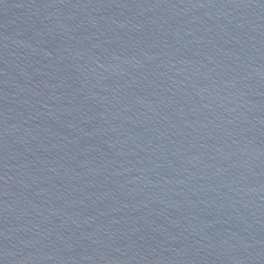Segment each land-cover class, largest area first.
I'll use <instances>...</instances> for the list:
<instances>
[{
    "label": "water",
    "instance_id": "water-1",
    "mask_svg": "<svg viewBox=\"0 0 264 264\" xmlns=\"http://www.w3.org/2000/svg\"><path fill=\"white\" fill-rule=\"evenodd\" d=\"M0 264H264V0H0Z\"/></svg>",
    "mask_w": 264,
    "mask_h": 264
}]
</instances>
